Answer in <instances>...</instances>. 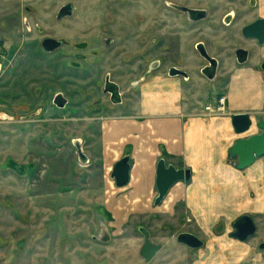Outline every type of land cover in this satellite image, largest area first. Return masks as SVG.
<instances>
[{
	"label": "rangeland",
	"instance_id": "1",
	"mask_svg": "<svg viewBox=\"0 0 264 264\" xmlns=\"http://www.w3.org/2000/svg\"><path fill=\"white\" fill-rule=\"evenodd\" d=\"M36 1L18 0L21 17ZM149 1L128 0L126 10L151 8ZM44 4L32 6L34 21L65 37L64 50L43 51L42 37L16 36L10 14L0 15V264H187L191 258L184 247L172 254L168 230L180 233L194 225L186 227L181 219L183 227H175L171 214L123 205L118 189L115 201L106 200L112 178L110 165L100 159L101 122L129 107L105 108L109 96L92 73L95 28L107 22L108 0ZM62 5L74 8L65 22L57 14ZM124 12L117 14L120 21ZM59 95L70 101L67 108L57 105ZM136 101L133 96L128 103ZM78 146L90 157L88 164ZM181 204L175 212L184 216ZM140 226H147L154 241L167 243L149 263L140 255Z\"/></svg>",
	"mask_w": 264,
	"mask_h": 264
},
{
	"label": "flooded vegetation",
	"instance_id": "2",
	"mask_svg": "<svg viewBox=\"0 0 264 264\" xmlns=\"http://www.w3.org/2000/svg\"><path fill=\"white\" fill-rule=\"evenodd\" d=\"M40 1L43 4L46 2V0ZM40 1L32 3V6L39 4ZM149 2L154 5L151 8L147 7L149 10L140 6L126 10L128 0H108V7L111 9L108 10L107 22H102L99 24L100 27L95 28L99 39L96 41L97 48L93 50L96 65L92 73L96 79L102 80V93L109 96L110 103L104 105L105 108L113 111L116 106H129L133 103H128L133 96L139 99L142 86L152 77L160 74L182 79L191 93L206 91V101L210 100V94L213 95V93L216 100L226 96L227 109L228 78L236 70L234 68H254L253 70L261 73L264 79V42L261 43L258 38L244 34L245 27L258 20H264V0H150ZM48 3L49 1L46 4ZM32 6H25L27 16L21 17L18 0H0V15L4 12L10 14L16 36H23L25 32L28 39L34 35L42 37L40 48L43 51L44 49L52 51L56 48L59 51L64 50L67 39L62 35H56L49 26L34 21L37 8ZM120 10H125L126 14V16H120L122 21L117 16ZM73 12L74 8L70 5H62L57 11L58 18L65 22ZM148 12L153 13V18L148 15ZM164 17L165 20H163ZM242 50L246 52L243 62L240 61L244 59L241 56L242 53L240 56L238 54V51L242 52ZM131 62L134 63L132 66ZM192 66L196 67L197 77L200 79L194 78ZM120 77L127 79V85L124 86L121 83ZM222 78H225V81L222 82ZM55 101L57 105H64L65 108L70 102L62 95H59ZM245 113L250 115L252 121L264 120L262 117L264 109ZM107 117L102 118V121ZM191 180L192 177L188 181L180 182ZM178 183L170 189L162 201L157 203L158 190L154 199V208L160 209L156 213L171 214L175 227H183L182 219V222H185L184 226L194 225L196 228L180 233L167 229L170 231L169 240H173L174 244L172 254L182 251L184 247L187 257L191 258L187 264H210L215 260L231 259L235 249L233 246L224 248V242L229 243L230 240H235L242 244H252L248 246L247 251L243 252L245 264H257L259 259L264 264V250L261 248L264 240H257L258 228L250 215L238 217L231 224L230 231H226L224 225H219L214 230L215 235L210 237L206 234V230H203L201 225L186 213L184 204H181L183 209L181 210L186 213L184 216L175 212L179 208L178 203L173 207H166L168 196ZM163 207L166 209L164 210ZM245 217L252 218L256 231L242 240L239 234L241 220ZM144 231L148 232L151 243L160 246L149 261L142 253L147 242ZM140 232L143 237L140 255L149 263L166 250L167 243L154 241L152 232L147 226H140ZM189 237L197 238L200 245L193 246L184 240ZM217 263L220 264V262Z\"/></svg>",
	"mask_w": 264,
	"mask_h": 264
},
{
	"label": "crops",
	"instance_id": "3",
	"mask_svg": "<svg viewBox=\"0 0 264 264\" xmlns=\"http://www.w3.org/2000/svg\"><path fill=\"white\" fill-rule=\"evenodd\" d=\"M191 69L194 78L200 79L196 67ZM234 69L228 78L229 102L224 115L203 116L205 106L215 103L216 97L210 94L203 105L206 91L191 93L182 79L160 74L142 86L139 99L129 105L128 111L117 110L101 122L100 159L106 167L110 165L109 172L123 157L129 156L131 163L126 186L117 187L113 179L107 180V203L116 200L118 189L121 204L141 211L143 207L145 211L151 207L154 213L160 210L153 207L157 167L164 159L167 165L192 171L190 182H180L173 188L168 207L184 204L186 213L210 237L219 225L230 231L238 217L250 215L258 228L257 240H264V156L248 168L238 169V158L230 154L239 139L260 132L259 121H254L248 131L237 133L232 117L264 109V79L254 68ZM250 245L224 242V248L234 247L232 258L210 264H245L243 252ZM257 264H262L261 259Z\"/></svg>",
	"mask_w": 264,
	"mask_h": 264
},
{
	"label": "water",
	"instance_id": "4",
	"mask_svg": "<svg viewBox=\"0 0 264 264\" xmlns=\"http://www.w3.org/2000/svg\"><path fill=\"white\" fill-rule=\"evenodd\" d=\"M244 34L246 36H252L258 38L261 43L264 42V20H258L253 24L248 25L244 29ZM245 60L246 52L242 50L238 51L240 56ZM64 106V105H62ZM232 122L237 133H244L248 131L254 124V121L251 120L250 115L245 112L235 113L232 117ZM260 129L259 133H255L249 137L239 139L231 148L230 154L233 159L238 158V163L236 167L238 169H246L249 166L253 165L257 158L264 155V120L259 121L257 124ZM78 154L81 159L84 160L83 164H88L86 162V155L84 154L80 146L77 147ZM130 157L126 156L120 159L113 167L111 178L115 181L117 187H124L130 181ZM192 177L191 169H178L174 165H167L164 159H161L157 167V178H156V187L159 193L157 203L162 201V199L169 193L170 189L180 181H188ZM241 232L239 238L244 240L249 235L253 234L256 231V226L252 218L245 217L242 220ZM147 237V242L143 248V255L146 260L149 261L154 257L160 246L153 244L149 240L148 232L144 231ZM189 244L193 246H199L200 242L195 237H189L184 239ZM261 248L264 250V244L261 245Z\"/></svg>",
	"mask_w": 264,
	"mask_h": 264
},
{
	"label": "built area",
	"instance_id": "5",
	"mask_svg": "<svg viewBox=\"0 0 264 264\" xmlns=\"http://www.w3.org/2000/svg\"><path fill=\"white\" fill-rule=\"evenodd\" d=\"M227 98L226 96H222L217 98L215 103H210L205 106L203 116L211 117V116H218L224 115L227 113V106H226Z\"/></svg>",
	"mask_w": 264,
	"mask_h": 264
}]
</instances>
